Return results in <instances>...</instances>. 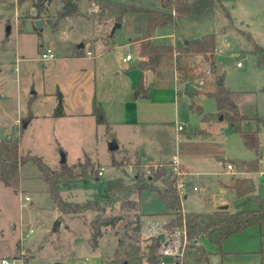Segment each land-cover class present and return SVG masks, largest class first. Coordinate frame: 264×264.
<instances>
[{
	"label": "rangeland",
	"instance_id": "1",
	"mask_svg": "<svg viewBox=\"0 0 264 264\" xmlns=\"http://www.w3.org/2000/svg\"><path fill=\"white\" fill-rule=\"evenodd\" d=\"M34 1L27 0L19 4L18 0H0V68L4 70L0 80L6 79L0 89V94H4L0 96V133L3 131L7 137L19 139L21 155L41 156L52 168H57L63 158L69 165L83 162L86 168L77 166L74 171L84 172L85 175L76 177L70 184L59 185V189L67 200L84 203L109 182L119 180L130 183L138 171L149 173L150 163L155 165L157 161L143 157L138 166L136 155L120 149L113 140L117 137L119 127L107 133L104 125L90 123L87 116L82 118V125L73 128L67 125L59 136L52 134L51 122L44 118L25 129L21 128L16 121L19 116L17 106L20 102L25 104L36 90L39 112L50 115L57 106L59 92L62 94L64 91L70 109L77 105L83 110H90L93 99L101 101L102 98L107 105H111L112 118H119L120 109L122 116L129 119L135 113L131 108L136 103L134 94L138 89H134L125 99L124 93L126 87L138 79V72L132 67L138 58V47L136 44H126L131 35L129 31L121 25L114 28L116 22L93 0H81L80 18L66 21L75 28L69 38L74 42L81 40L86 45L82 48V57L64 58L59 47L64 31L55 29L61 17L59 3L62 0L49 3L51 6L44 16L50 22L46 21L42 28L29 20L22 24V19L30 15V6ZM127 1L139 6L160 7V0ZM17 10L19 18L15 13ZM66 21L62 23L63 28ZM173 33L178 42L206 33L215 34L216 68H211V72L207 73L206 68L211 65L200 59L198 69L186 79H182L179 72H173L172 83L176 82L182 93L187 87L211 91L216 88L215 82L222 75L224 86L235 92L234 98L241 112L246 115L241 123L242 128L259 130V153L256 154L255 150L245 145L241 134L232 131L229 121L223 116H214L212 126H202L201 115L190 107L187 100L178 97L176 101L173 87L159 82L151 84L148 99L140 100V107L147 109L145 113L155 114L162 121L149 131L143 128V131H147L143 135L145 146L149 152H153L150 154L158 156L157 150L162 149L163 152L159 151L161 158L173 159L177 154L174 121L183 124L181 135L193 131L194 138L218 142L222 145V157L209 155L203 159H186L193 174L192 179L196 182L188 180L189 173L184 171L185 165L178 163L184 168L178 174L179 179L187 184V198L181 195L183 211L211 212L217 209L224 198L231 211L256 208L257 204L250 194L237 196L223 187L221 182L232 180L234 174L227 168V164L232 162L236 166V175L252 177L257 192L264 196V175L259 173L263 170L264 162V65L257 63V54L253 52L257 44L264 47V0H216L203 14H188L178 18ZM41 35L44 36L45 44L54 49L57 60L44 61L41 58V52L38 51ZM156 40L174 41L173 37H157ZM17 45L20 50L18 55ZM89 50L91 54H87ZM129 52L135 55L134 58L132 55L133 59L124 61L123 57ZM23 57L38 59L30 61L21 59ZM112 87L115 89L116 104L110 103L109 88ZM202 105L205 112L217 115L214 97L206 96ZM194 128L204 131H194ZM130 130L127 128L122 132L128 134ZM112 144L117 146L116 149L111 150ZM256 156L259 157V167L254 172L241 170L234 161L235 158L250 160ZM113 157L124 165H114ZM88 158L90 163L87 162ZM102 167L105 170L99 174ZM20 171L22 180L19 189L15 190L0 181V264H3V258L9 264H107L129 221H132L129 232L138 239L142 253L146 251L149 242L145 232L148 219L141 217V229L133 231L132 227L136 226L135 210L121 209L119 204L113 210H108V213L121 215L123 219L116 226L102 227L98 245L94 246L91 220L96 211L61 214L50 197L47 184L39 176L40 169L36 162L26 160L21 164ZM195 186L197 190H194ZM26 195L30 196V200L24 199ZM165 210L156 191H142L137 212L146 215L154 213L150 221L161 223L173 217L162 213ZM57 221L60 223L57 224ZM30 229L32 232L23 237L22 233ZM263 234L264 223L234 233L222 246L201 237L199 244L210 253L208 260L202 250L187 247L183 257L166 258L165 261L166 264H264V253L261 252Z\"/></svg>",
	"mask_w": 264,
	"mask_h": 264
},
{
	"label": "trees",
	"instance_id": "2",
	"mask_svg": "<svg viewBox=\"0 0 264 264\" xmlns=\"http://www.w3.org/2000/svg\"><path fill=\"white\" fill-rule=\"evenodd\" d=\"M27 0H18L22 4ZM53 0H36L33 3L35 14L33 17L40 18L48 11V5ZM80 0H62L60 16H71L78 13V2ZM95 4L108 13L109 17L116 23H121L131 34L128 41H138L140 43V55L143 57L138 62V66L143 70L142 83L135 93L143 97H150V86L146 87L144 77L146 71H152L157 78V82L168 84L172 81L173 72L180 73L182 79H186L191 73L198 69V57L206 60L211 68H216V43L215 34L206 33L195 39H187L183 42L172 40L158 41L156 33L159 29H174L177 19L188 14H203L204 11L212 7L216 0H160V7L139 6L127 0H93ZM45 2L47 3L45 5ZM257 54V63L264 65V47L255 45L253 50ZM221 81V82H219ZM222 75L216 80L214 90H204L202 88L187 87L184 93L190 98V107L195 109L201 120L212 126L214 116L227 119L232 131L241 134L244 143L249 148L259 153L260 138L259 130H245L241 123L246 118L239 108L234 98L235 92L223 84ZM214 97L217 101V115L205 112L200 104L202 97ZM64 113L63 96L58 95V103L54 110L55 116ZM92 114L98 124L106 126L107 133H111V124L106 118L102 103L96 98L92 102ZM31 115L23 120V123L30 121ZM194 131H204V129L194 128ZM192 136L193 131L184 132ZM116 141V139H113ZM19 139L0 140V181L6 186L15 190L21 185L22 175L20 166L28 159L36 162L40 169V177L48 186L50 197L54 201L55 207L63 214L80 213L86 210L96 211V215L91 220L92 242L98 245L102 235V227L116 226L123 219L121 215L108 213L113 210L116 204L121 209L135 210L136 226L132 227L137 232L141 229L142 214L137 212L140 208V195L143 190L151 189L157 192L160 200L166 207L165 214L173 217L167 221L163 227L173 230L176 227L183 228L186 236L190 240L188 247L202 250L208 260L209 252L199 244L201 237H206L209 241L222 246L223 242L234 233L240 232L253 225L264 223V196L257 192V187L252 177H235L230 188L237 196L250 194L255 200L257 207L248 210L231 211L227 207H219L211 212L183 211L181 195L177 188L179 176L172 169L173 160L158 161L155 165L150 163L149 173L145 170L138 171L130 183L116 180L109 182L101 190L94 192V197L84 203L67 200L60 192L59 185L70 184L76 177L85 175L84 172L76 173L75 167L86 168L83 162L69 165L61 162L59 168L49 166L41 156L21 155L19 152ZM114 150V149H111ZM124 151L129 152L124 149ZM136 164L141 165L143 156L135 151ZM179 155L191 156H218L222 157V145L216 142L184 141L179 144ZM89 161V158L87 159ZM224 160V158H222ZM114 165H124L122 161L112 158ZM259 157L250 160L241 159L237 166L246 172H254L259 167ZM93 167V166H92ZM179 170L184 169L181 164ZM185 171V170H184ZM99 173V171H98ZM98 178V175H95ZM125 224L124 235L119 238L118 247L114 250L112 258L107 264H159L162 246L161 238L150 236L146 245V251L142 253L138 239L129 232V225ZM261 252L264 253V234L261 236Z\"/></svg>",
	"mask_w": 264,
	"mask_h": 264
},
{
	"label": "crops",
	"instance_id": "3",
	"mask_svg": "<svg viewBox=\"0 0 264 264\" xmlns=\"http://www.w3.org/2000/svg\"><path fill=\"white\" fill-rule=\"evenodd\" d=\"M47 4V3H46ZM81 0L78 2V13L76 15H71V16H61L60 19L58 20V23L55 25V29L56 30H61L63 29L64 31V36L62 38V42L59 44V47H61L62 49V53H63V57L64 58H71V59H76V58H79V57H82L80 55H83V50L82 48L85 47V43L82 42L81 40H77V41H73L69 38V36L71 35V33H73L75 31V28H74V25H71L70 23H68L66 20L67 19H78L80 18V10H81ZM51 4L48 5V7L50 8ZM62 7V3H59V8L61 9ZM34 10V13L32 12ZM19 11H15L17 17L19 18ZM35 14V8L33 5L30 6V15L28 17H26L25 19H22V24H24L27 20L35 23V20L38 19V18H35L33 17V15ZM40 18H43L44 19V23L43 25L45 24L46 21H49L43 14L42 17ZM180 18V17H179ZM63 21H66L67 23L65 24L64 28L62 26V23ZM50 22V21H49ZM60 22V23H59ZM42 25V26H43ZM42 28V27H41ZM175 29V28H174ZM174 29H159L156 33V38L158 37H173L174 41L176 40V36L174 35L173 31ZM42 36V40H43V35ZM198 38V37H196ZM195 39V38H193ZM40 41L39 42V45H38V51L41 52L42 50V47L43 46H50L48 44H45L44 40L43 41ZM187 40V39H186ZM177 41V40H176ZM185 41V40H184ZM178 42V41H177ZM83 43V46H80V44ZM107 44V43H104V45ZM126 44L128 45H132V44H136V46L138 47V50H137V56L138 58L136 59V63L132 66L137 72H138V79L137 81H133L132 84L129 86V87H126V93H124L125 98L129 97V93H131L134 89H138L142 83V77H143V70L138 66V62L143 59V57L140 55V43L138 41H127ZM51 47V46H50ZM16 51H17V55L20 54V50H19V46L17 45L16 46ZM90 51V50H89ZM130 53V52H129ZM133 55V58H134V54H131ZM215 55H216V52H215ZM131 58V59H133ZM19 59V58H18ZM23 60H33V59H38V58H21ZM58 57L56 56V58L52 59V60H46V61H55L57 60ZM130 59V60H131ZM123 60H124V57H123ZM45 61V60H44ZM124 61H128V60H124ZM199 61V59H198ZM1 62L2 60L0 59V65H1ZM3 69L0 68V74L1 75H4L3 74ZM147 72V71H146ZM146 72H145V77H144V83H145V86H147L146 84V81H147V76H146ZM208 73V72H207ZM5 78V77H4ZM6 79H1L0 80V89H1V86H3L4 82H5ZM18 80V78H17ZM157 78L156 76L154 75L153 77V81L151 82L152 83H156L157 81ZM204 81V80H203ZM203 81H201V85H203ZM151 84L149 86H151ZM161 85H170L173 87L174 89V93H175V99L177 101L178 97H183L185 100H187V102L190 104L191 103V100L190 98L186 97V94L185 93H182L180 88L178 87L177 83H172V81L168 84H163V83H160ZM123 87H121L122 89ZM120 89V90H121ZM119 90V92H120ZM109 91H110V95L109 97L111 96L110 98V103L112 104L113 102H115L116 104V99H115V89L112 87V88H109ZM33 95L30 96L27 100H26V103H22L20 102L17 106V111H18V118H16V121L19 123L20 127L21 128H27L29 125H32L34 123H36L37 121L39 120H42L43 118L46 119V120H50L51 122V132L53 135H60V131H63L64 128L67 126V125H70V127H77V126H80L82 125V118L84 116H87L88 120L90 121V123L92 124H98L96 122V119H95V116L92 114V107L90 110H83L81 106H77L75 105L74 108H68V104L66 102V99H65V92L63 91L62 92V95H63V104H64V113L61 115V116H55L53 113H54V109H53V112L50 114V115H45V114H41L39 112V107L37 106V96H38V92L35 90L32 92ZM136 93V92H135ZM0 96H4L3 93L0 94ZM20 97V94L18 95V98ZM132 97V96H131ZM206 96L202 97L201 101H200V104L202 105V102L204 100ZM37 98V99H36ZM134 98L136 100V103L132 106L131 109H134L135 113L134 115H131V118H124L122 116V111L119 109V118H112L110 115V106L111 105H107V102L104 101V99L101 98V103L103 105V108H104V111H105V114H106V118L107 120L110 122L111 124V129L115 128V127H119V131L116 132V136L115 139H116V142H117V145L119 146L120 149H125L131 153L137 151V152H140L142 154V156L144 158H148L150 160H154V161H169V160H174V159H177V161L179 163H182L183 165H185L186 167V173L188 172L189 175H188V180H192V181H195L193 180V174L191 173L189 167L187 166L186 164V159L187 158H206L208 156H191V155H185V156H180L179 155V144L181 142H184V141H197V142H215V141H212L211 139H198V138H194L193 136H190V135H187L184 133V135H181L180 134V130L178 128V125L181 124H176V122L174 121V124H175V131H176V135H175V139H176V144H177V154L174 155L173 159H163L161 158V156H159V153L162 151L161 150H157L156 154L158 156H155L154 154H150V153H153V152H149V149L146 148L145 146V141L143 140V135L145 136V134L147 133V131H143L144 127H146L145 129H147L149 131L150 128H153V126H156L158 123H161L160 120H158L156 117H155V114L153 115H149L147 113H145V111H147V109H143L140 107V100L141 99H148V97H143L141 94H139L138 96H135L134 94ZM136 105H138L137 107H135ZM203 106V105H202ZM113 108H111L112 110ZM218 110V109H217ZM31 115V118H30V121L28 123H23V120L27 119L28 118V115ZM90 118V119H89ZM202 126H204L205 124H207L206 122L202 121ZM98 125H103V124H98ZM105 126V125H104ZM71 128V129H72ZM106 128V126H105ZM127 128L131 129L128 134H125L124 132H122V130H127ZM133 128H137V129H133ZM140 128V129H139ZM107 130V129H106ZM212 130V128H211ZM1 138V137H0ZM4 138L6 139H13V138H10V136H4ZM218 143V142H216ZM145 146V147H144ZM160 151V152H159ZM19 152H20V143H19ZM163 152V151H162ZM236 159V158H235ZM239 161L241 160V158H238ZM235 161V160H234ZM239 161H235V162H239ZM62 162V161H61ZM60 162V164H61ZM232 163V162H230ZM59 164V166H60ZM68 164V163H67ZM73 165V164H71ZM58 166V167H59ZM57 167V168H58ZM235 164H234V169L233 170H230L228 169L230 172H232L234 175L232 176V180L230 182H221L223 187H225L227 190L230 189L231 191H233L231 188H230V185L232 184L233 180L235 177H237L236 175V170H235ZM21 168V166H20ZM105 170V167L103 169V172ZM235 172V173H234ZM241 173H243L241 171ZM103 174V173H102ZM39 176H40V173H39ZM242 176H246V175H242ZM196 182V181H195ZM198 183V182H197ZM234 192V191H233ZM188 194L185 192L184 194V198H187ZM225 197V196H224ZM223 199V198H221ZM227 206V208H229V204L227 202V200H225V198L223 200H221V202L217 205V208H219L220 206ZM230 209V208H229ZM166 211V210H165ZM141 212V211H140ZM162 213H165V212H162ZM142 218H147L148 220L147 221V228L145 229V232H147V235L149 233H155L158 228L160 226H162L163 224H165L168 220L165 219L164 221H162L161 223L159 222H151L149 218H153L154 215H151V214H154V213H149L150 215H146L144 213H142ZM166 216L168 214H165ZM168 217V216H167ZM167 220V221H166ZM150 225H149V224ZM4 259V258H3Z\"/></svg>",
	"mask_w": 264,
	"mask_h": 264
},
{
	"label": "built area",
	"instance_id": "4",
	"mask_svg": "<svg viewBox=\"0 0 264 264\" xmlns=\"http://www.w3.org/2000/svg\"><path fill=\"white\" fill-rule=\"evenodd\" d=\"M87 54H91V51H87ZM41 58L43 60H52L56 58V53L54 49L50 46H43L41 50ZM132 58L131 53H128L125 57L124 60H130ZM241 63H238V66H240ZM206 71L209 73L211 72V67L208 66L206 68ZM178 128L182 130L184 128L183 124H179ZM174 166L172 167L173 171L177 174H180V170L178 168V161L177 159L173 160ZM227 168L230 170L234 169V164L233 163H228ZM104 167L99 171V174L103 173ZM261 175H264V162H263V170L259 172ZM177 188L180 193V195H184L187 189V184L184 180H178L177 182ZM198 187H194V190H197ZM26 201L30 200V196L26 195L24 197ZM164 225V224H163ZM160 226V229H158L155 233H149L148 236H157L159 233H164L165 239L162 241V246L160 248V255L161 259L159 264H166L165 259L166 258H180L183 257L185 254V251L190 243V240L186 236V231L183 228L176 229L174 228L173 230H167ZM32 232V229L29 230V232L22 233V236L24 235L28 236ZM3 264H9V261L7 259H2Z\"/></svg>",
	"mask_w": 264,
	"mask_h": 264
},
{
	"label": "water",
	"instance_id": "5",
	"mask_svg": "<svg viewBox=\"0 0 264 264\" xmlns=\"http://www.w3.org/2000/svg\"><path fill=\"white\" fill-rule=\"evenodd\" d=\"M32 12L34 13V10H33ZM35 23H36L39 27H42V25H43V23H44V19H43V18H38V19L35 20ZM120 25H121V23H118V22H117V23L114 25V28H116V27H120ZM80 46H83V43L80 44ZM198 59H199V61H200L201 57L199 56ZM146 76H147L146 84H147V86H149V85L151 84V82L153 81L154 73H153L152 71H147V72H146ZM221 118H222V117H221ZM4 136H5V135H4L3 131H1V133H0V137H1V138H4ZM116 147H117L116 145L112 144L111 149H116ZM234 160H235V161H239L238 158H236V159H234ZM65 161H66V159L63 158L62 162H65ZM220 207H227V206L223 205V206H220ZM59 223H60V221H57V224H59ZM157 236H158V238H161V241H164V239H165V235H164V233H159ZM56 264H63V263H61V262H57ZM124 264H127V263H124Z\"/></svg>",
	"mask_w": 264,
	"mask_h": 264
}]
</instances>
